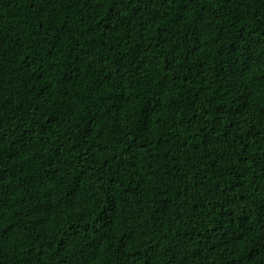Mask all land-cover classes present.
Masks as SVG:
<instances>
[{
  "label": "trees",
  "instance_id": "1",
  "mask_svg": "<svg viewBox=\"0 0 264 264\" xmlns=\"http://www.w3.org/2000/svg\"><path fill=\"white\" fill-rule=\"evenodd\" d=\"M0 264H264V0H0Z\"/></svg>",
  "mask_w": 264,
  "mask_h": 264
}]
</instances>
